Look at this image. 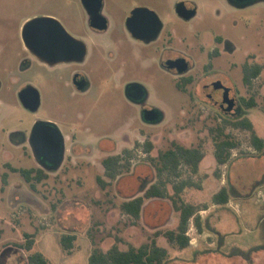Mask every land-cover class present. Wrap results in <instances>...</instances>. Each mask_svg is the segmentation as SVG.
I'll return each instance as SVG.
<instances>
[{"label": "rangeland", "instance_id": "374dc122", "mask_svg": "<svg viewBox=\"0 0 264 264\" xmlns=\"http://www.w3.org/2000/svg\"><path fill=\"white\" fill-rule=\"evenodd\" d=\"M54 2L0 0V98L4 102L0 134L2 129L24 128L36 116L61 121L81 115L89 127L88 141L102 137L110 141L114 137L119 144L73 150L70 160L55 171H47V176L34 187L13 170L34 167L21 159V151L9 147L7 165L0 153V264H27V256L33 251L41 252L50 264H89L94 248L106 251L117 244L120 249H127L153 237L168 252L163 264H264V150L259 152L253 146L250 130L231 124L247 117L255 133L264 138V2L247 7L243 19L231 28L232 35H245L247 61L260 65L259 75L251 85H245L238 69L229 70L226 54L216 61L219 68L212 75L231 87L238 99L254 98L256 105H243V115L226 114L213 105L202 91L207 80L179 89L172 76L154 70L145 51H139L132 38L110 36L85 37L88 44L93 41L101 47L97 67L88 65L92 85L86 94L71 95L60 71H49L40 65L34 64L17 74L19 83H31L39 91L41 105L32 113L11 95L14 86L5 69L9 67L7 62L11 60L13 64L14 57L23 53L17 46L23 21L33 14L51 11ZM202 4L223 8L224 0H202ZM76 7L73 10L79 13ZM204 24L206 39L212 45L217 30L209 20ZM186 34H191L190 28ZM190 46L187 49L184 44L183 48L194 50L197 65L193 72L199 76L206 59L195 45ZM129 49H134V58L128 55ZM243 57L237 52L232 59L242 61ZM154 75L158 79L153 80ZM150 77L152 80H148ZM139 78H147L143 81L150 92L148 104L164 113L159 123H145L140 107L124 96L125 81ZM218 128L238 143L224 164L217 163L214 157ZM173 142L198 147L203 153L197 171L181 162L177 175L164 171L160 176L167 179L168 194L173 193V183L186 181L188 185L180 195L199 209L189 219V245L183 249L163 236L179 220V212L167 197L147 199L137 219L120 207L125 199L141 194L158 181L153 162L159 151ZM147 143L151 144L149 150ZM109 155H121L119 173L114 178L105 174L102 165V159ZM97 177L105 181L104 186ZM222 186L226 187L229 200L216 204L213 196ZM25 233L33 235L31 250L17 245L24 243ZM65 233L75 236L68 251L60 243V236Z\"/></svg>", "mask_w": 264, "mask_h": 264}, {"label": "flooded vegetation", "instance_id": "af4514ba", "mask_svg": "<svg viewBox=\"0 0 264 264\" xmlns=\"http://www.w3.org/2000/svg\"><path fill=\"white\" fill-rule=\"evenodd\" d=\"M51 1H58V5L54 2L51 11L33 14L23 21L17 41L23 53L14 57L13 64L11 60L7 62L9 67L5 69L14 86L10 89L11 95L28 111L35 113L39 109L41 97L31 83H19L17 74L31 69L34 64L40 65L49 71H60L59 75L64 78L71 95L86 94L92 85L88 65L97 67L101 47L93 41L88 44L85 37L98 39L110 36L114 39L132 38L139 51H145L154 70L172 76L179 89L194 81L207 80L202 91L213 105L223 113L243 115V98L238 99L231 87L221 78H212V75L219 68L216 61L222 54L228 56L229 70L235 68L240 71L242 81L244 68L258 65L247 61L248 46L243 43L245 35L242 32L238 37L232 35L231 28L243 19L247 7L264 0H224L223 8L212 4L207 7L202 0H48ZM73 6H77L79 13L73 10ZM207 20L217 30L212 45L205 35L204 22ZM31 21L32 25L28 26ZM189 28L192 45L190 35L186 34ZM63 37L73 41H63ZM184 44L187 49L195 45L198 53L206 59L201 75L193 72L197 65L194 50H185ZM237 52L244 54L242 61L232 59ZM128 55L134 58V49H129ZM146 79L126 80L124 96L140 107L141 117L143 111L157 109L162 114V121L163 111L148 104L150 92L143 81ZM156 79L158 76L154 75L153 80ZM2 82L0 79V91ZM3 105L0 98V114ZM226 105L228 108L223 109ZM76 116L72 119L65 117L61 121L36 116L24 128L2 129L0 153L4 164H9L8 148H15L21 151V159L34 166L29 169L46 173L57 170L70 160L73 150L88 146L104 149L107 147L104 143H111V147L119 144L114 137L110 141L103 137L88 141L89 127L81 115ZM56 161H59V167L50 168Z\"/></svg>", "mask_w": 264, "mask_h": 264}, {"label": "trees", "instance_id": "16d2710c", "mask_svg": "<svg viewBox=\"0 0 264 264\" xmlns=\"http://www.w3.org/2000/svg\"><path fill=\"white\" fill-rule=\"evenodd\" d=\"M260 72V65L246 66L244 68L243 81L247 85H251L252 78ZM244 105L247 108L256 105L253 97L249 99L243 98ZM235 127L245 128L251 131V142L259 151L264 150V138L258 136L253 130L252 122L243 117L239 120L232 121ZM238 145L229 134H224L222 128H218V134L214 136V157L217 163L224 164L231 155V149ZM151 148V144L147 143V150ZM203 158V153L198 147H185L173 142L170 147L161 150L155 158L153 165L155 166L159 177L164 171L177 175V169L181 162L186 163L193 171H197L198 164ZM121 155H109L102 159V165L105 174L110 178H114L119 173V162ZM153 161V159H152ZM18 171L27 182L34 187L36 182L43 180L47 175L44 171L33 169L14 168ZM102 186L105 185L100 177H97ZM167 179L161 177L158 181L151 183L141 194L125 199L121 204V210L134 217L139 218L142 207L147 199L151 198H168L175 211L179 212L178 224L174 229H168L163 232L168 242L177 248L183 249L189 245V237L186 234L189 219L199 210L196 205L186 202L182 199L180 193L186 181L173 183V193L168 194L166 189ZM216 204H226L229 200V194L225 186H222L213 196ZM196 225L199 227L198 216H195ZM159 233H155L157 236ZM24 243H17L18 246L31 250L34 239L30 233H25ZM75 239L74 234L65 233L60 236V243L64 250H70ZM168 257L167 250L158 245L156 238L144 242L139 246L130 245L127 249H120L117 244H113L106 251L94 248L89 255V264H163ZM27 264H50L48 259L39 251H33L27 256Z\"/></svg>", "mask_w": 264, "mask_h": 264}, {"label": "water", "instance_id": "95a60500", "mask_svg": "<svg viewBox=\"0 0 264 264\" xmlns=\"http://www.w3.org/2000/svg\"><path fill=\"white\" fill-rule=\"evenodd\" d=\"M32 23H33L32 21L31 22H28L27 25L28 26H31ZM66 39L70 40L72 38H69V37H63L62 38L63 41H66ZM72 41H73V39H72ZM41 56L45 57V55H41ZM26 90H23V92L26 91ZM225 108L227 109L228 108V105H226V107H223V109H225ZM142 119L146 123H152V124H154V123H157V122H160L161 121L162 114L157 109H149V110L143 111V113H142ZM58 167H59V161H56L55 163H53L50 166V168H54V169H56Z\"/></svg>", "mask_w": 264, "mask_h": 264}]
</instances>
